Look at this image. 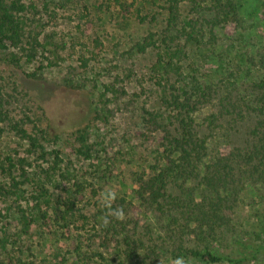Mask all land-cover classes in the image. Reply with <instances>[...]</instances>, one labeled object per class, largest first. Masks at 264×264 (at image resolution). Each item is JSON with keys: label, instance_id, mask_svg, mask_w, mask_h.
<instances>
[{"label": "trees", "instance_id": "obj_1", "mask_svg": "<svg viewBox=\"0 0 264 264\" xmlns=\"http://www.w3.org/2000/svg\"><path fill=\"white\" fill-rule=\"evenodd\" d=\"M81 2L0 0V142L12 134L27 145L26 156H6L0 166L6 180L0 184V195L19 204L16 219H11L19 233L5 228L11 225L9 218L6 223L0 219L1 262L6 256L14 260L11 254L17 240L29 234L33 224L58 235L60 230L69 234L81 219V230L88 240L85 249L81 233L72 251L56 252L55 264H173L177 257L185 264H222L232 262L234 250L222 252L234 246L231 238H237L234 248L240 247L236 251L239 262L263 258L264 243L246 240L247 233L237 232L234 214L247 191L264 192V57L259 67L254 55L243 54L241 60L257 66L260 74L246 71L239 63L221 78L196 74V52L209 48L211 56L215 53L217 42L207 41L214 38L215 30L232 34L240 29L236 2L164 0L159 7L162 19H158V12L150 18L137 15L141 21L159 25L133 46L138 54L153 53L147 74L138 79L140 92L136 96L147 95L160 105L159 109L139 107L143 126L149 131V135H142L148 141L157 139L159 149L148 171L133 174L137 187L131 199L107 194L93 204L89 215L78 206L84 202L87 187L74 178L59 149H48L50 143L58 141V135H53L44 120L34 119L29 110L17 112V106L24 103L22 95L27 93L18 86L6 89L11 81H7L4 68L40 63L42 70L58 65L64 59L62 53L71 48L69 42L79 36L76 33L68 41L48 27L70 4L83 8L76 28L87 39L96 19L102 20L110 9L129 18L138 0ZM92 42L97 47L103 45L99 37ZM99 55L84 43L79 58L87 67ZM216 56L222 64V56ZM12 76L17 78L14 72ZM29 77L36 78L38 73ZM105 90L116 101L129 95L125 86L108 85ZM75 134L80 144L77 153L97 160L87 127ZM73 178L67 195L54 199L52 183L56 179L71 182ZM25 185L32 188L29 197ZM23 201L34 206L24 208ZM117 212L122 217L118 218ZM137 212L144 213V221ZM8 214L11 217L10 210ZM87 224L90 229H86ZM18 264L24 263L18 260Z\"/></svg>", "mask_w": 264, "mask_h": 264}, {"label": "rangeland", "instance_id": "obj_2", "mask_svg": "<svg viewBox=\"0 0 264 264\" xmlns=\"http://www.w3.org/2000/svg\"><path fill=\"white\" fill-rule=\"evenodd\" d=\"M90 1L82 0L87 5ZM234 1L240 13V29H236L232 34H227L223 29H216L214 38L207 40L217 42L213 50L215 53L211 56L209 51L212 50L209 48L196 52V74L201 78H221L222 74L228 73L237 63L248 72L260 74L257 66L250 67L249 63H243L241 60L243 54L254 55L258 67L261 66L259 60L264 57V0ZM163 4L164 0H138L133 14L126 19L114 9H110L102 20H95L91 35L86 36L87 39H84L85 36L80 35L76 28L83 8L78 4H70L59 12L57 19L49 22L48 27L58 31L59 35L68 41L73 39L76 33L79 36L77 40L69 42L71 48L62 53L64 59L60 60L58 65L44 67L42 70H39L40 63L24 64L21 68L4 67L6 79L11 81V84L6 85V89L11 91L14 86H18V89L27 93L26 97L22 95L24 103L17 106V112L29 110L34 119H42L44 125H50L53 135H58V141L50 143L48 149H59L65 164L72 167L74 178L82 181L87 187L84 202L78 205L86 215L93 211V204L107 194L123 195L131 199L137 187L133 174L148 171L149 166L155 162L159 141H148L142 135L144 132L149 135V131L143 126L139 107L147 105L150 109H159L160 105L147 95L140 98L136 96L140 92L138 79L147 74L153 53L148 51L138 54L133 50V46L159 26L156 22L141 21L137 15L150 18L153 13L158 12L160 20L163 14L159 7ZM96 37L100 38L102 46L94 45L92 39ZM58 39L62 40L59 36ZM84 43L100 54L87 67L79 58ZM217 53L222 56V64L216 56ZM43 64L46 65V61ZM13 72L17 78L12 76ZM34 72L38 73V77H29V74ZM108 85L125 86L129 95L116 101L111 92H106ZM135 99L136 102L132 103L131 100ZM84 126L88 129L89 143L95 144V161L77 153L80 144L76 140L75 132ZM26 148V143L12 134H6L0 142V166L6 156H26ZM74 178L71 182L56 179L51 187L53 198L65 197L67 191L73 188L71 185L75 181ZM5 181L0 170V184ZM24 187L27 190L26 196L29 197L32 188L28 185ZM22 204L24 208L34 206L32 202L28 204L23 201ZM18 205L14 200L0 195V219L3 218V223H6L7 218L10 219L11 225L6 224L8 227L5 228L12 233H19L16 222L11 220L16 219L15 211L18 210ZM136 215L145 220L143 212H137ZM234 223L237 232L241 231L244 235L247 233L246 240L264 243L263 191L249 190L243 194L234 214ZM82 225L83 220H78L69 234L60 230L58 235V232L48 231L35 223L29 234L16 239L17 243L11 254L15 257L14 260L2 255L5 262L2 263L0 259V264H18V260L24 264H55L56 252L61 250L65 254L67 250L72 251L70 248L78 245L77 237L81 233L82 248L85 249L84 243L88 240L81 230ZM53 228L52 230L56 231L57 227ZM90 228L91 225L87 224L86 229ZM63 237L69 239L64 240ZM236 240L237 238H231L230 245L234 246L222 250L229 253L234 250L232 262L222 264H264V257L258 261L239 262L240 257L236 251L240 247L234 248L238 245Z\"/></svg>", "mask_w": 264, "mask_h": 264}, {"label": "clouds", "instance_id": "obj_3", "mask_svg": "<svg viewBox=\"0 0 264 264\" xmlns=\"http://www.w3.org/2000/svg\"><path fill=\"white\" fill-rule=\"evenodd\" d=\"M116 215H117L118 218L122 217V213H120V212H117ZM173 264H185V261H184V259L182 257H177L173 261Z\"/></svg>", "mask_w": 264, "mask_h": 264}]
</instances>
